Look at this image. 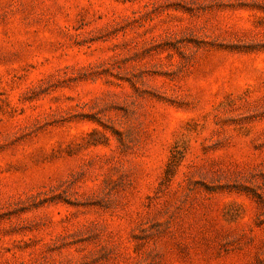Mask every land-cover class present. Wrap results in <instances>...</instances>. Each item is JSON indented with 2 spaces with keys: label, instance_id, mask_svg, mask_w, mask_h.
<instances>
[{
  "label": "rangeland",
  "instance_id": "1",
  "mask_svg": "<svg viewBox=\"0 0 264 264\" xmlns=\"http://www.w3.org/2000/svg\"><path fill=\"white\" fill-rule=\"evenodd\" d=\"M0 264H264V0H0Z\"/></svg>",
  "mask_w": 264,
  "mask_h": 264
}]
</instances>
